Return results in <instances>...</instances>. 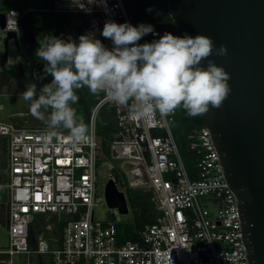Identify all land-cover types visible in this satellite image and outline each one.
<instances>
[{"label": "built area", "instance_id": "built-area-1", "mask_svg": "<svg viewBox=\"0 0 264 264\" xmlns=\"http://www.w3.org/2000/svg\"><path fill=\"white\" fill-rule=\"evenodd\" d=\"M51 11L84 17L83 35H98L108 20L132 24L124 0H107L106 7L102 0H53ZM20 17L18 10H8L0 32H17ZM104 105L113 108L115 119L110 153L120 159L127 186L149 192L155 210L154 221L142 227L136 240L118 241L119 218L102 221L95 216L105 200L96 183L102 163L96 118ZM175 114L157 112L152 120H133L128 106L102 93L89 116L88 138L75 149L65 130L46 139L51 131L47 126L0 120L7 158V181L0 187L6 191L8 232V244L0 248L6 259L0 262L14 264L15 255L33 252L51 254L52 264H249L237 198L210 130L204 125L188 135L195 157L188 169L170 127ZM109 178L116 183L113 175ZM209 209H215L214 216ZM35 213L53 215L63 224L60 238L41 231L32 250L29 233ZM51 240L60 244L52 248Z\"/></svg>", "mask_w": 264, "mask_h": 264}, {"label": "clouds", "instance_id": "clouds-1", "mask_svg": "<svg viewBox=\"0 0 264 264\" xmlns=\"http://www.w3.org/2000/svg\"><path fill=\"white\" fill-rule=\"evenodd\" d=\"M102 3L106 7L107 0ZM148 34L158 35L153 25L108 20L100 35L112 41L111 50L96 32L81 35L78 43L71 36L45 35L39 40L35 55L52 80L39 92L35 83L27 85L23 98L30 101L32 115L51 129L46 139L62 128L73 149L87 140L89 127L73 107L79 101L77 90L85 86L92 94L104 93L116 104L128 106L133 120L149 121L157 112L167 116L181 106L190 116L202 115L210 106L221 107L231 91L230 76L208 59L214 51L213 40L165 33L151 43L139 44ZM215 54L226 56L228 49L221 45ZM204 60H208L207 68L202 66Z\"/></svg>", "mask_w": 264, "mask_h": 264}, {"label": "water", "instance_id": "water-1", "mask_svg": "<svg viewBox=\"0 0 264 264\" xmlns=\"http://www.w3.org/2000/svg\"><path fill=\"white\" fill-rule=\"evenodd\" d=\"M177 36L204 35L214 42L208 58L230 76L231 91L220 108L203 114L219 153L226 180L236 195L242 238L249 264H264V0H165ZM5 13L0 12V27ZM19 48L18 33L3 39ZM225 45L226 56L215 49ZM8 53L0 55L7 62ZM208 60L202 61L207 68ZM107 205L119 214L129 212L123 191L112 178L104 186Z\"/></svg>", "mask_w": 264, "mask_h": 264}, {"label": "trees", "instance_id": "trees-1", "mask_svg": "<svg viewBox=\"0 0 264 264\" xmlns=\"http://www.w3.org/2000/svg\"><path fill=\"white\" fill-rule=\"evenodd\" d=\"M0 12L6 13L10 9H16L21 17L18 21V39L25 47L26 52L31 57L33 65L28 75L25 74L24 65L21 62L12 63L0 72V88L3 80H23L27 85L35 83L37 92L45 84L51 82L52 77L44 73L45 64L36 55V50L40 47L39 40L45 35H53L67 39L71 36L79 42V37L83 35V30L87 26V21L82 16L71 14L55 13L51 11L53 0H0ZM128 13L131 16L132 25L139 26L141 23L154 26L155 33L143 37L139 44L151 43L153 40L160 39L165 33L177 36L178 31L174 21L169 15V10L165 0H124ZM151 9V11H149ZM43 77V79H41ZM79 101L73 105L77 109V114L85 124L88 125L89 116L94 104L100 99L102 93L92 94L85 86L77 90ZM47 115V114H46ZM40 122L46 125L43 121ZM176 126L173 135L181 148V153L188 169L193 168L194 153L186 150L188 135L194 129L204 126L202 115L190 116L181 106L176 109L174 117ZM64 130V129H60ZM67 131V130H65ZM116 131L114 112L111 106L104 105L100 108L96 118V134L100 140V149L106 154L110 153V144ZM7 158L6 140L0 136V184L7 181ZM6 191L0 189V201H6ZM129 208L132 210V217L125 221L116 222V236L119 242L125 240H136L138 232L149 222L154 221L155 210L150 200V193L137 189L132 191L128 197ZM50 217V216H49ZM45 216L39 214L30 224L29 247L34 249L36 234L43 231L45 236H61L63 220H57L55 216L50 217L51 222L44 221ZM51 224V225H50ZM50 225V228H47ZM60 244V240L54 248ZM43 255H47L45 258ZM17 264H52L51 254H41L31 252L30 254H18ZM1 259H6L5 255H0ZM0 264H6L0 262ZM76 264H81L76 263Z\"/></svg>", "mask_w": 264, "mask_h": 264}, {"label": "rangeland", "instance_id": "rangeland-1", "mask_svg": "<svg viewBox=\"0 0 264 264\" xmlns=\"http://www.w3.org/2000/svg\"><path fill=\"white\" fill-rule=\"evenodd\" d=\"M1 2L0 4H2ZM6 33L0 32V55L7 51V62H3L0 60V72L10 66L12 63L21 62L25 68V74L31 71V66L33 65V61L31 57L25 50V47L21 41H19V48L16 46L14 40H9V45L7 49L3 47V39ZM98 39L107 47L112 44L110 39L104 38L100 33L96 35ZM26 91V84L23 80H3V86L0 88V105L2 109L0 110V120H9L14 122L15 124L25 125L26 127H39V126H47L40 122L35 116L30 112V101H26L23 98V92ZM176 124L173 121H170V127L173 132ZM177 142V141H176ZM178 144V143H177ZM179 150L181 148L178 144ZM186 150L189 151L188 148V140ZM99 157L101 160V164L97 168V190L99 193H103L104 184L109 178V174L113 175L116 180V186L119 190L123 191L128 202V195L137 190L135 188H130L126 184V178L124 177L123 170L119 167V158H113L111 153L106 154L103 151H99ZM113 165L114 169L111 170L110 166ZM2 187H0L1 189ZM141 190V189H140ZM130 206V205H129ZM211 216L215 215V209H209ZM6 210H5V202L0 201V248H5L8 244V232L6 227L5 220ZM39 216L38 213L34 214V218ZM45 222H51V215H44ZM95 216L97 219L105 221L111 220L114 218H119V221H125L132 217V210L130 207V211L127 214H119L116 208H110L106 201L103 199L102 203L95 208ZM51 225V224H50ZM38 233L36 234L37 238ZM54 237H58L55 235ZM50 245H56L57 243L54 241H49ZM47 258V255H43ZM18 255L14 256V264H17Z\"/></svg>", "mask_w": 264, "mask_h": 264}]
</instances>
